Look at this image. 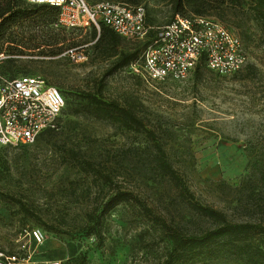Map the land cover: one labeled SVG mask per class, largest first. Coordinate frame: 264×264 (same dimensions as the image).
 <instances>
[{
    "label": "rangeland",
    "instance_id": "374dc122",
    "mask_svg": "<svg viewBox=\"0 0 264 264\" xmlns=\"http://www.w3.org/2000/svg\"><path fill=\"white\" fill-rule=\"evenodd\" d=\"M137 2L150 27L173 19L169 0ZM238 20L243 22L240 28ZM217 21L242 41L248 65L235 75L202 68L182 80L151 81L129 67L108 76L113 59L97 49L93 28L53 26L62 38L59 46L2 55L0 82L42 76L62 91L67 105L51 135L32 145L0 146V264H70L80 257L84 264H158L166 241L123 205L98 225L103 243L86 235L92 225L88 215L110 190L96 179L97 173L109 174L114 184L133 191L169 224L190 232L209 226L160 175L146 133L76 113L90 94L133 105L196 200L231 221L248 220L239 207L258 192L261 162L256 161L264 152V47L253 21L231 16ZM42 29L47 28L37 32L45 35ZM132 42L147 44L126 39L119 51L136 48ZM71 49L81 61L67 55ZM78 160L90 162L93 169H83ZM40 233L41 243L35 237Z\"/></svg>",
    "mask_w": 264,
    "mask_h": 264
},
{
    "label": "trees",
    "instance_id": "16d2710c",
    "mask_svg": "<svg viewBox=\"0 0 264 264\" xmlns=\"http://www.w3.org/2000/svg\"><path fill=\"white\" fill-rule=\"evenodd\" d=\"M115 1L128 5L138 3L137 0ZM169 1L173 18L177 15L183 18L193 16L211 18L216 21L217 19L224 20L229 16L236 19L247 18L259 28L260 45L264 47V0ZM58 16L59 11L54 7L32 6L26 4L24 0H0V59L3 54H25V52L40 50L44 45L59 46L62 38L52 29L58 23ZM238 23L240 24L238 27H242V20H238ZM44 26L47 28L42 29L45 35L38 34L37 28ZM93 29L98 32L97 49L102 50L101 55L106 59H113L107 72L108 76L135 64L146 47L145 44L132 42L137 44L136 48L127 52L119 51L120 45L126 39L106 26H101L100 31ZM66 39L64 38L63 41ZM61 51V48L57 52L51 51V55H57ZM202 68H207L205 61L196 67L195 72H199ZM7 78L15 79L16 77ZM81 112L97 120L119 124L128 131L146 133L148 140L153 143L154 162L160 175L168 178L174 188L179 191L178 196L181 201L209 222L207 228L196 232L169 224L133 191L114 184L109 174H94L96 172H93L94 175H98L95 176L96 179H101L105 185L110 186V190L105 200L97 204L93 213L88 215V223L92 225H88L87 236H95L99 243H103L104 236L101 230H97L98 225L103 223L107 213L123 205V209L149 223L154 232L159 231L162 235L161 241H166V247L158 264H264V152L256 161L259 164L261 162L258 168V192L254 194V190L239 207L242 210V216L247 217L248 220L231 221L223 212L202 205L196 200L185 180L169 161L163 146L155 137V132L148 130L143 118L137 114L133 105H121L115 101L106 102L96 94H90L86 102L80 104L76 113ZM53 132L54 130L51 129L46 130L40 134L39 138L51 135ZM80 162L78 160L77 163L83 169H93L90 162L85 161L82 164ZM22 208L27 216H32L28 209L23 206ZM152 241L155 242V239L153 238ZM70 264H84V260L80 257Z\"/></svg>",
    "mask_w": 264,
    "mask_h": 264
},
{
    "label": "built area",
    "instance_id": "2783aa9c",
    "mask_svg": "<svg viewBox=\"0 0 264 264\" xmlns=\"http://www.w3.org/2000/svg\"><path fill=\"white\" fill-rule=\"evenodd\" d=\"M32 6L59 11L56 26L67 29L106 26L120 37L147 41L140 59L132 64L151 81L185 79L205 61L207 69L235 75L247 67L242 41L225 25L211 18L176 16L164 26H148L142 6L115 0H24ZM73 61L82 56L75 50ZM67 102L61 90L42 76L5 78L0 82V146L32 145L46 130L57 128ZM39 243L44 236L35 234ZM15 261L16 258H11Z\"/></svg>",
    "mask_w": 264,
    "mask_h": 264
}]
</instances>
